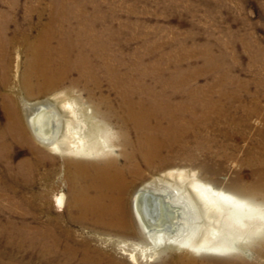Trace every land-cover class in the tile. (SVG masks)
<instances>
[{"label": "rangeland", "instance_id": "1", "mask_svg": "<svg viewBox=\"0 0 264 264\" xmlns=\"http://www.w3.org/2000/svg\"><path fill=\"white\" fill-rule=\"evenodd\" d=\"M53 11L60 19L99 21L95 25L101 34L100 43L106 46L104 54L108 60L98 72L105 94L114 102L119 100L106 66L125 70L136 79L145 103L157 105L165 100L184 103L188 111L176 110L172 115H176V122L186 126V131H175L178 138H171L175 139L170 141L172 148L165 147L154 163L136 154L141 174L133 176L134 186L128 194L131 226L127 232L70 220L67 215L77 217L79 213L70 212L67 207L60 210L54 201L59 191L68 192V185L62 179L64 156L38 142L22 144L7 136L15 109L7 102V93L19 96L18 112L25 126L28 102L53 97L52 93L37 97L19 92L25 61L21 42L24 45L26 42L18 38L11 42L16 50L10 54L9 62L0 59V79L4 68L10 78L7 86L2 80L0 84V135L6 136L11 147L2 153L0 139V193L6 194L0 201V223H11L9 235H14L12 220L33 226L32 232L22 236L27 242L32 237L38 241L40 236L47 238L50 230L59 235L64 226L70 230L74 248L86 241L102 264L110 260L113 264H173L184 247L177 245L171 251L155 254L160 242L145 234L133 209V194L153 176L168 171L195 173L219 189H226L230 183H252L255 167L244 164L243 160L256 154L258 142L264 144V0H0V36L15 37L25 32L34 36ZM87 83L95 90L93 80ZM70 85L66 81L64 88ZM69 93L72 100L81 98L85 105L103 109L95 97L91 99L79 87ZM205 100L233 104L231 112L221 116L218 127H207L201 114V103ZM244 108L257 111L246 115ZM206 110L209 112L207 104ZM166 116L161 120L163 124H167ZM187 121L191 124L189 128ZM110 122L115 127L111 129L114 142L116 131H124L127 126L112 117ZM229 129L237 133L226 134ZM128 137L131 141L136 139L130 131ZM158 137L166 135L160 132ZM26 160L30 163H25ZM34 196H39V204H44L42 212L37 208H32L30 213L15 208L14 200L16 204L26 205ZM72 204L76 206L74 201ZM14 236L20 239L17 234ZM11 243L0 235L2 264L10 263L9 260L15 264H65L59 254L49 252L41 243L33 247ZM242 252L246 257L251 256L249 251ZM202 255L213 262L212 253H196L195 257ZM79 257L75 256L68 264H79Z\"/></svg>", "mask_w": 264, "mask_h": 264}, {"label": "bare ground", "instance_id": "2", "mask_svg": "<svg viewBox=\"0 0 264 264\" xmlns=\"http://www.w3.org/2000/svg\"><path fill=\"white\" fill-rule=\"evenodd\" d=\"M95 23L99 21L94 18L60 19L53 11L34 36L29 32L15 37L0 36V59L3 62H9L10 54L16 50L11 42L18 38L26 42V45L21 42L25 61L19 92L37 97L53 95L28 102L25 126L18 112L19 96L13 92L7 93V102L15 108L8 123L7 136L22 144L38 142L64 156V173L61 174L68 185V192L59 191L54 201L60 210L67 207L68 211L79 213L77 217L67 215L70 220L127 232L131 226L128 194L134 186L133 176L141 174V169L136 165V154L148 163H154L165 147L172 148L170 141L175 139L171 138H178L174 132L186 131V126L176 122V115L172 113L188 109L184 103H171L168 100L157 105L145 103L136 79L125 70L109 66H106V72L111 76L119 100L114 102L105 94L98 72L108 60L107 54H104L106 46L100 43L101 34ZM16 52L19 56L20 52ZM94 61L99 63L95 64ZM8 74L9 71L2 69L0 84L2 80L3 85L7 86L10 80ZM74 74L76 77L72 76ZM89 80H93L95 90L88 87L91 85L87 83ZM66 81L72 84L70 88H64ZM74 87L84 90L91 99L95 97L103 109L98 105L89 107L81 98L72 100L69 90ZM201 104V114L209 128L218 127L221 116L230 113L233 108V104L222 105L209 100ZM244 110L246 115L257 111L256 108ZM211 113L216 115L212 116ZM164 116L167 124L161 122ZM111 117L120 125L127 126L124 131L115 130L117 139L114 142L111 141V129L115 128L110 122ZM186 123L189 128L190 121ZM129 131L136 135L134 141L129 139ZM160 132L166 137L159 138ZM235 133L237 131L232 129L226 131L229 135ZM0 139L3 142L2 153L5 154L11 147L6 136L0 135ZM263 145L258 142L256 154L243 160L244 164L255 167L250 185L237 182L230 183L226 189H219L210 182L202 181L195 173L168 171L153 176L135 190L132 205L136 217L145 234L153 241L160 242L155 254L160 255L180 245L184 248L173 264H197L201 261L206 264L211 260L203 255L197 258L196 253L215 255L209 264H264ZM38 147H35L36 151H39ZM24 162L30 163L28 160ZM33 171L34 167L31 166L32 176ZM5 195L0 193V201ZM39 198L34 196L26 205L16 204L14 200V206L29 213L32 208L42 212L45 206L39 204ZM73 201L76 206L72 204ZM57 215L53 217L55 221ZM12 222V233L20 236V239L9 235L11 223H0V235H4L7 242L13 241L11 244L14 246L33 247L41 243L49 252L59 254L65 264L72 263L73 258L79 255V264H102L94 257L93 249L87 246L86 241L74 248L70 230L64 226L60 228L59 235L50 230L47 238L40 236L38 241L32 237L27 242V238L22 236L32 232L33 226L25 222ZM130 232L135 234L133 230ZM245 250L250 252V257L244 256L242 251ZM220 255L222 257H216ZM1 261L0 258V264ZM9 262L5 264H15L12 260ZM113 263V260L106 262Z\"/></svg>", "mask_w": 264, "mask_h": 264}]
</instances>
